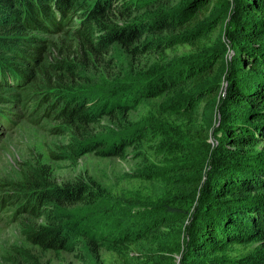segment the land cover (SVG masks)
<instances>
[{"label":"trees","instance_id":"1","mask_svg":"<svg viewBox=\"0 0 264 264\" xmlns=\"http://www.w3.org/2000/svg\"><path fill=\"white\" fill-rule=\"evenodd\" d=\"M174 1L0 0V89L17 79L3 77L10 63L6 50L24 24L61 31L64 20L79 12L74 31L81 50L96 53L121 42L132 52L158 53L156 58L175 46L190 51L164 70H151L147 82L135 93L125 92L120 101L77 92L53 94L55 113L78 130L127 108L128 101L167 96V105L151 109L159 125L144 124L117 141L79 142L74 151L125 158L128 146L145 142L149 151L173 161L136 177V191L144 196H130V206L141 203L148 216L124 228H113L102 215L77 216L61 208L96 205L107 196L104 187L84 180L51 187L28 176L25 187L43 205L48 220L28 233L35 244L78 252L83 264H89L82 255L83 241L96 257L102 248L110 250L111 264H264V0ZM164 3L167 9L138 22L108 23L110 9L127 18ZM96 30L102 33L96 35ZM165 31L173 35L162 44L152 39L132 46L143 36ZM224 35L236 50L231 59ZM88 57L61 60L49 70L77 79ZM210 138L217 139L215 147ZM51 202L61 206L52 208Z\"/></svg>","mask_w":264,"mask_h":264},{"label":"rangeland","instance_id":"2","mask_svg":"<svg viewBox=\"0 0 264 264\" xmlns=\"http://www.w3.org/2000/svg\"><path fill=\"white\" fill-rule=\"evenodd\" d=\"M178 3L179 0L174 1V4ZM167 6L159 4L153 12L141 10L127 18L110 9L108 23L121 26L132 24L155 12H162ZM80 14L66 18L64 23L67 24L61 31L52 26L43 28L24 24L23 31L16 35L17 39L10 42L6 50L10 63L6 62L8 66L3 77L15 76L17 79L9 87L0 89V204L3 202L4 205H0V264H83L76 255L78 252L45 249L29 239L30 230L48 220L43 205L37 204L30 196L32 190L25 187L28 176L51 187L61 188L81 180L104 187L107 196L96 205L62 204L61 208L77 216L98 218L102 215L113 228H124L136 225L148 216L141 203L136 207L130 206V196L138 199L144 196L141 190L136 191L139 189L135 185L138 184L136 177L146 171L164 169L173 161L162 153L149 151L145 142L140 146H137L138 143L128 146L125 158L103 156L96 150L82 155L74 151L79 142L97 143L99 139L117 141L123 136H130L144 124L159 125L151 109L167 105L168 97H146L137 103L128 101L127 108L116 110L114 114L78 130L55 113L53 94L77 92L88 98L115 97L120 101L125 92L132 90L135 93L139 84L147 82L151 70H164L177 58L190 54L185 47L175 46L156 58L158 53L132 52L121 42L96 53L89 49L81 50L74 31L81 21ZM99 33L102 31L96 30L95 34ZM172 35L169 31L146 35L132 46L152 39L162 44ZM223 41L229 48L227 59L236 56L227 35H224ZM87 55V62L81 64L82 77L77 79L60 78L58 73L49 70L50 65L61 60ZM230 66L227 63L226 67ZM222 82L225 86L226 77H222ZM126 88L130 90L125 91ZM131 102L134 105H130ZM202 108L210 112L205 105ZM219 116L216 125H219ZM79 132L85 133L86 137H81ZM209 142L215 147L217 139L210 138ZM138 152L144 153V156H137ZM51 204L52 208L61 206L55 202ZM80 247L89 264H111L113 260L112 252L107 248H102L96 257L84 241ZM179 259L178 256L177 263Z\"/></svg>","mask_w":264,"mask_h":264}]
</instances>
